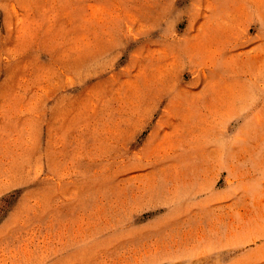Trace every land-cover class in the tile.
<instances>
[{"label": "rangeland", "instance_id": "obj_1", "mask_svg": "<svg viewBox=\"0 0 264 264\" xmlns=\"http://www.w3.org/2000/svg\"><path fill=\"white\" fill-rule=\"evenodd\" d=\"M0 264H264V0H0Z\"/></svg>", "mask_w": 264, "mask_h": 264}]
</instances>
